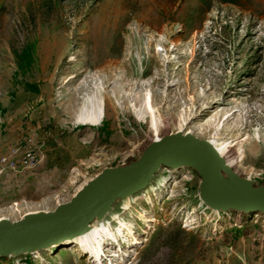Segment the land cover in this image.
<instances>
[{
  "label": "rangeland",
  "instance_id": "obj_1",
  "mask_svg": "<svg viewBox=\"0 0 264 264\" xmlns=\"http://www.w3.org/2000/svg\"><path fill=\"white\" fill-rule=\"evenodd\" d=\"M25 86V114L5 118ZM101 101L99 123L78 122ZM176 132L223 142V165L264 185V0H0V157L18 158L29 139L44 154L0 168V219L54 210ZM202 180L194 166L161 165L118 197L91 224L125 223L101 264H264V214L212 207ZM0 264L99 261L64 240Z\"/></svg>",
  "mask_w": 264,
  "mask_h": 264
},
{
  "label": "water",
  "instance_id": "obj_2",
  "mask_svg": "<svg viewBox=\"0 0 264 264\" xmlns=\"http://www.w3.org/2000/svg\"><path fill=\"white\" fill-rule=\"evenodd\" d=\"M161 165L194 166L203 178L202 197L214 208L264 212V185L233 175L220 164L216 150L206 139L190 132H176L152 142L141 157L129 164L105 167L82 195L54 210L0 219V253L15 256L57 244L86 230L105 206L111 207L118 197L146 187ZM223 171L230 176L227 178ZM14 245L20 246L17 253L7 249Z\"/></svg>",
  "mask_w": 264,
  "mask_h": 264
},
{
  "label": "bare ground",
  "instance_id": "obj_3",
  "mask_svg": "<svg viewBox=\"0 0 264 264\" xmlns=\"http://www.w3.org/2000/svg\"><path fill=\"white\" fill-rule=\"evenodd\" d=\"M159 49H162V47H158ZM93 99H90V102L93 103ZM106 105L104 104V101H101V104L99 108L96 111L93 110H87L86 108L83 109V111L80 113L78 117V122L81 123H91V124H97L101 121L103 114H104V109ZM141 115L143 118L146 117L144 113L141 112ZM151 124L157 129L158 125V119L156 117H152ZM160 140V139H158ZM216 150L218 157L219 156H225L230 152V149L225 145L223 142H220L219 144H215L213 142L208 141ZM220 164L223 165L221 160L219 159ZM235 164V161H228V165L233 167ZM226 166V165H224ZM84 193V192H83ZM81 193L80 195H82ZM130 193L126 194L129 195ZM79 195V196H80ZM124 195V196H126ZM109 208L108 206H105L104 209L96 216L100 217V215L107 209ZM126 208H129V204L126 205ZM95 218V219H96ZM118 218V217H117ZM94 219V220H95ZM119 219V218H118ZM94 220L89 224V227L81 232H78L71 237L67 238L66 240L68 241H74L77 243L85 252H89L91 257L96 258V260L99 261V264L102 262V255H104V241L106 238H111L112 240L119 242V236H123L124 230L123 227H125V223L122 222V220H119V223L121 226L118 228L114 229L111 227V222L108 223H101L98 226H91V224L94 222ZM148 220V219H147ZM130 232H132L131 228L129 229ZM132 234V233H131ZM36 243H34L35 245ZM18 245L11 246L7 249H10L11 251H14L12 253H17L19 247L12 248ZM9 250V251H10Z\"/></svg>",
  "mask_w": 264,
  "mask_h": 264
},
{
  "label": "built area",
  "instance_id": "obj_4",
  "mask_svg": "<svg viewBox=\"0 0 264 264\" xmlns=\"http://www.w3.org/2000/svg\"><path fill=\"white\" fill-rule=\"evenodd\" d=\"M159 49V48H158ZM44 154L40 145H38L33 139H29L23 147L22 154L16 158L11 155H3L0 157V168L11 169H28L36 167L42 160ZM264 212H254V215Z\"/></svg>",
  "mask_w": 264,
  "mask_h": 264
},
{
  "label": "crops",
  "instance_id": "obj_5",
  "mask_svg": "<svg viewBox=\"0 0 264 264\" xmlns=\"http://www.w3.org/2000/svg\"><path fill=\"white\" fill-rule=\"evenodd\" d=\"M25 89H23V92L24 93H26L27 94V99L26 98H23V99H21L20 98V95L22 94V92L21 91H17L16 92V89L15 88H12V92H14V90H15V92H16V94H15V96H14V98H15V100H10V102H8V103H6L7 105V107H6V116H5V118H7V117H10V118H12L13 117V115L11 114V115H7L8 113H9V111L10 110H13V109H15V108H17L18 110L20 109L22 112H24L23 114H25V106L26 105H28L29 104V99L32 97V96H34L35 94H34V92L31 90V88L30 87H28V89H26L27 87L25 86L24 87ZM29 100V101H28ZM3 109H5V107H3L2 108V110ZM16 109V110H17ZM24 110V111H23Z\"/></svg>",
  "mask_w": 264,
  "mask_h": 264
}]
</instances>
